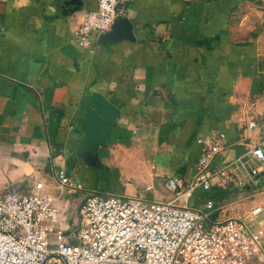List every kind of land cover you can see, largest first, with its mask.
<instances>
[{"label": "crops", "instance_id": "0c3cea01", "mask_svg": "<svg viewBox=\"0 0 264 264\" xmlns=\"http://www.w3.org/2000/svg\"><path fill=\"white\" fill-rule=\"evenodd\" d=\"M256 1L246 11L239 0H130L134 38L83 46L74 31L98 0H0V189L41 182L57 210L52 236L68 235L91 191L173 199V179H191L203 142L224 132L215 163H244L233 186L212 192L238 188L226 211L249 219L264 207V163L248 152L264 147ZM95 91L121 114L87 159L82 121ZM59 170L79 183L64 186Z\"/></svg>", "mask_w": 264, "mask_h": 264}, {"label": "built area", "instance_id": "2783aa9c", "mask_svg": "<svg viewBox=\"0 0 264 264\" xmlns=\"http://www.w3.org/2000/svg\"><path fill=\"white\" fill-rule=\"evenodd\" d=\"M129 1L98 0L84 13L74 39L92 45L94 37L111 30ZM225 138L224 132L206 138L193 177L173 179L171 200L89 192L80 223L68 235L52 236L48 221L57 210L41 182L35 191L0 189V264H264V231L255 225L264 220V207H254L244 219L207 195L217 186H233V166L244 163L242 156L215 163ZM248 152L264 163L260 143ZM252 172L258 174L256 168ZM56 175L64 186L79 183L63 170ZM196 194H201L198 205L191 203Z\"/></svg>", "mask_w": 264, "mask_h": 264}, {"label": "water", "instance_id": "95a60500", "mask_svg": "<svg viewBox=\"0 0 264 264\" xmlns=\"http://www.w3.org/2000/svg\"><path fill=\"white\" fill-rule=\"evenodd\" d=\"M134 37V23L123 15L117 17L110 31L99 36L102 43ZM86 108L87 112L82 121V126L86 132L83 143L85 149L82 151V155L87 159L89 157L95 159L97 147L105 142L121 111L98 91L92 93Z\"/></svg>", "mask_w": 264, "mask_h": 264}, {"label": "rangeland", "instance_id": "374dc122", "mask_svg": "<svg viewBox=\"0 0 264 264\" xmlns=\"http://www.w3.org/2000/svg\"><path fill=\"white\" fill-rule=\"evenodd\" d=\"M256 2H257V4L258 3L259 4H262V3L264 4V0H259V1H256ZM239 3H241V6H242L243 9L248 11V8H249L248 5H250L252 3H255V0H239ZM252 23L257 27L259 37H262L263 41H264V8H262V10H260L257 13V18H254ZM263 49H264V44H263ZM198 202H200V201H198ZM53 237H56V236H53Z\"/></svg>", "mask_w": 264, "mask_h": 264}, {"label": "trees", "instance_id": "16d2710c", "mask_svg": "<svg viewBox=\"0 0 264 264\" xmlns=\"http://www.w3.org/2000/svg\"><path fill=\"white\" fill-rule=\"evenodd\" d=\"M238 191V188H229L218 193H213L212 191H210L207 195L208 197L214 199L216 202H223L227 199L235 197L238 194Z\"/></svg>", "mask_w": 264, "mask_h": 264}]
</instances>
